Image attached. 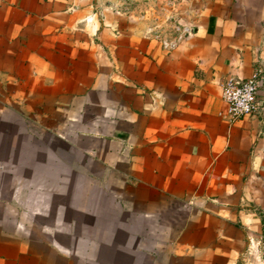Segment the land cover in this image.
<instances>
[{
  "label": "crops",
  "instance_id": "crops-1",
  "mask_svg": "<svg viewBox=\"0 0 264 264\" xmlns=\"http://www.w3.org/2000/svg\"><path fill=\"white\" fill-rule=\"evenodd\" d=\"M201 1L167 47L94 0H0V155L43 130L79 194L57 229L0 196V264H264V80L248 117L221 99L264 79V0Z\"/></svg>",
  "mask_w": 264,
  "mask_h": 264
},
{
  "label": "rangeland",
  "instance_id": "rangeland-1",
  "mask_svg": "<svg viewBox=\"0 0 264 264\" xmlns=\"http://www.w3.org/2000/svg\"><path fill=\"white\" fill-rule=\"evenodd\" d=\"M94 3L101 5L105 13L117 20L142 25L148 33L172 43L184 37L186 29L194 27L193 22L198 18L202 1L94 0ZM26 126V131L38 133L36 152L32 154L33 150L22 152V149H18L15 156H8L7 144L4 145V155L3 152L0 155V196L21 193L32 222L37 225L53 224L57 229L65 208L74 206L79 196L78 189L68 185L71 175L69 165L75 156L71 149H65L57 140H47L54 154L52 157L46 156L44 131L29 124ZM46 163L52 164L53 171L45 170ZM69 178L73 181L77 179L75 175ZM13 183L20 184V189L13 188Z\"/></svg>",
  "mask_w": 264,
  "mask_h": 264
},
{
  "label": "built area",
  "instance_id": "built-area-1",
  "mask_svg": "<svg viewBox=\"0 0 264 264\" xmlns=\"http://www.w3.org/2000/svg\"><path fill=\"white\" fill-rule=\"evenodd\" d=\"M189 32L190 29H186L184 36ZM182 38L183 36L179 40ZM178 41L172 43L164 41V46L174 47ZM263 80L262 72L258 70L246 80L231 78L224 82L221 88V99L227 105V116L230 122L241 120L256 112L257 94Z\"/></svg>",
  "mask_w": 264,
  "mask_h": 264
}]
</instances>
